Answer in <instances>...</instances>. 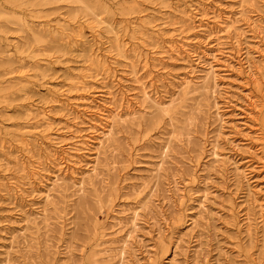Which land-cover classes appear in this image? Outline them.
Instances as JSON below:
<instances>
[{
    "label": "rangeland",
    "instance_id": "374dc122",
    "mask_svg": "<svg viewBox=\"0 0 264 264\" xmlns=\"http://www.w3.org/2000/svg\"><path fill=\"white\" fill-rule=\"evenodd\" d=\"M263 215L264 0H0V264H264Z\"/></svg>",
    "mask_w": 264,
    "mask_h": 264
},
{
    "label": "bare ground",
    "instance_id": "6f19581e",
    "mask_svg": "<svg viewBox=\"0 0 264 264\" xmlns=\"http://www.w3.org/2000/svg\"><path fill=\"white\" fill-rule=\"evenodd\" d=\"M238 21V20H237ZM234 21H232L231 23H233ZM236 22V21H235ZM240 23V22H239ZM254 25V24H253ZM223 28L222 29H220V31H218V32H216V34H215V37L218 39V37H219V35L218 34H225V33H227L229 30H230V27L231 26H233L232 24H226V22L223 24ZM256 26V25H255ZM235 27V26H234ZM233 27V28H234ZM220 38V37H219ZM212 56L214 57V55L212 54ZM209 63V62H208ZM212 63V62H211ZM211 63H209V65H208V70H207V72L205 73V77L203 78L204 80H207L208 78H211V77H213L212 75H213V67H212V64ZM187 81V80H186ZM189 82V81H188ZM186 83V82H185ZM190 83V82H189ZM143 96H146V93L145 92H143ZM148 96V95H147ZM149 98V97H148ZM153 101H154V103H153ZM153 101H151L152 103L151 104H154L153 105V107L155 106L156 108L158 107H161L162 105H161V103H157V101L155 102V100H153ZM217 108V107H216ZM101 112V111H100ZM75 118V117H74ZM112 118V117H111ZM111 130V129H110ZM109 130V131H110ZM108 131V130H107ZM96 132V131H95ZM105 132V131H104ZM103 131H101L100 132V134H102V136L101 137H103V136H105L106 138L105 139H107V135H108V133L106 132V133H104ZM99 134V135H100ZM109 140V139H108ZM217 149V148H216ZM212 154H210V155H213L214 157H217L218 155L215 153V146H213L212 147ZM218 158V157H217ZM23 168V167H22ZM96 168H95V166H93L92 167V170H95ZM22 170V169H21ZM33 171H34V169H33ZM34 173V172H33ZM264 216V215H263ZM264 222V221H263ZM264 225V224H263Z\"/></svg>",
    "mask_w": 264,
    "mask_h": 264
}]
</instances>
